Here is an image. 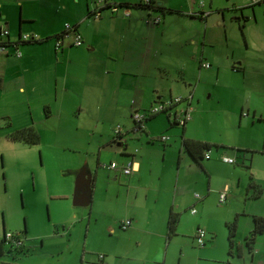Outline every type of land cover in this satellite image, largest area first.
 <instances>
[{"label":"crops","instance_id":"0c3cea01","mask_svg":"<svg viewBox=\"0 0 264 264\" xmlns=\"http://www.w3.org/2000/svg\"><path fill=\"white\" fill-rule=\"evenodd\" d=\"M109 1L138 5L130 6L127 16L122 10L112 12L108 5L95 15L94 10L101 7L98 0H0V43L5 45V50L0 51V102L5 105L2 114L15 129L36 128V122H54V129L44 124L39 131L36 130L65 132L55 142L63 140L65 148L71 151L87 150V147L69 132H77L84 125L93 134L94 129L104 122L116 123L112 130L107 127L106 132L99 128V136L106 134L109 138L112 133L115 141V146L109 145L108 139L98 143L101 146L96 166L107 170L103 193L96 194L97 172L87 178L93 187L89 199L91 209L95 197L98 203L102 201L111 206L104 211L105 205L100 203V212L110 213L106 215V228L114 240L102 253L103 257L98 255L99 262L95 264H128L122 260L157 263L154 260L162 257L160 245L169 246L171 238L178 234L183 216L195 218L196 225L185 232L190 241L201 227L206 230V243L207 238H212L214 227L202 226L195 215L197 211L191 213L190 209L198 205L201 215H205L212 199L218 198L225 185L230 187V200L222 206L215 204L223 209L218 216V226L223 224L226 227V222L237 217L236 231L242 230V222L246 236L253 227V215L264 217V179L257 177L255 165H264V142L238 147L244 149L240 156L244 168H241L237 159L238 148L236 151L233 148L224 150L226 145L197 128V110L191 105V84L193 70H197L199 79V75L212 69L213 57L209 51L214 42L211 17L228 9L235 13L240 11L246 20H262L264 23V0L256 7L253 3L237 4L233 0H224L225 3L209 0L207 7L197 0H150L163 8L147 7L141 0ZM245 7H251V12L244 13ZM156 16L160 18L159 22L152 20ZM66 23L81 34L82 43L74 45L70 34L64 36L62 44L56 47L54 39L64 33ZM5 29L8 32L2 34ZM22 33H35L37 38L21 40ZM246 47H249L247 41ZM17 49L20 55H16ZM256 50L258 55L253 60L240 59L238 66L233 67L241 73L247 89L259 94L264 93V61L260 57L264 50L263 41L258 42ZM202 62H208L209 66L202 65ZM175 96L182 97L176 104L181 105L176 109L190 108V118L184 124L174 122L171 110L161 117L164 125L160 130L149 129L146 122L151 116L145 119L143 130L132 129L133 112ZM257 110V106L249 102L245 116L252 112V121ZM120 122L129 125L125 127ZM117 126L120 127L118 134L115 133ZM168 126L178 127V132L166 133L168 138L161 140L159 136ZM184 137L217 146L204 151L209 157L203 155L200 160H195L183 147ZM129 139H135L138 146L129 149ZM155 140L163 143L162 146L151 144ZM102 147H116L112 149L119 164L133 159V172L126 175L107 167L109 163L100 161ZM159 151L160 157L157 155ZM223 154L233 156L235 162L222 161L220 156ZM250 167L256 175L251 173L247 177L246 168ZM83 169L89 172L85 167L71 171L77 177ZM246 186H257L260 190V193L257 191L258 207L255 211L233 207L235 192H241ZM109 188H112L110 193ZM195 192L200 197H195ZM170 211L179 216L174 232L168 231ZM242 212L248 215L247 220ZM127 218L131 220L130 225L121 228ZM119 229L128 230L123 238L114 232ZM260 245L253 246L251 252L253 257L259 255L258 261L264 263V249Z\"/></svg>","mask_w":264,"mask_h":264},{"label":"rangeland","instance_id":"374dc122","mask_svg":"<svg viewBox=\"0 0 264 264\" xmlns=\"http://www.w3.org/2000/svg\"><path fill=\"white\" fill-rule=\"evenodd\" d=\"M197 1L205 3L204 7L208 6L209 0ZM233 1L237 4L247 2L251 4L250 0ZM215 2L225 3L224 0H215ZM257 4L252 5L256 7ZM245 10L244 13L248 10L251 12V7H245ZM236 12L239 14L225 9L219 15L211 17L210 27L214 42L209 51L213 57L212 69L203 73L202 76L199 75V79L197 70L196 72L193 70L194 77L191 84V105L197 110V114L195 113L198 119L197 128L211 139L226 145L223 149L227 151L237 150L244 144L264 142V93L249 91L241 73L236 72V68L233 67L238 66L237 61L240 59L253 60L258 55L256 46L259 41L264 42V23L262 20L260 22L254 19L246 20L241 16L240 11ZM246 41L249 47H246ZM260 57L264 61V50L261 51ZM249 102L258 108L253 122L250 119L252 112L249 116H245ZM4 109L5 105L1 101L0 238L3 237L4 232L17 234L22 244L16 246L10 241H5L0 264H95L94 262H99L98 255L105 253L114 240L106 228V215L110 213L102 214L100 203L105 205L102 208L104 211L105 209L108 211L111 206H106L102 201L98 203L95 197L91 209L89 199L93 192L92 183L84 184L82 188L88 201L84 204H75L74 200L80 195L82 189H75L76 174L71 170H80L85 167L90 177L97 172L96 194L98 196L103 193L107 170L96 166L98 149L101 146H98V143L100 140L108 139V144L115 146V141H113L112 133L109 138L106 134L99 136V128L106 132L107 127H111L112 130L116 123L109 125L108 122H104L94 129L93 134H90L88 127L84 125L77 132H69L72 135L75 134L76 139L87 147V150L71 151L65 148L63 140L55 142L57 137L61 139L65 132L57 134V132L40 130L38 132L40 140L33 144L11 139L9 135L15 128H12L13 124L9 125L8 118L5 119L6 116L2 114ZM261 114L262 116L259 117ZM164 115H166L165 112H160L149 117L146 122L149 129L160 130L164 125ZM15 119L18 121L17 118ZM44 124L54 129L52 121L36 122V128H42ZM120 124L125 127L129 125L128 122H120ZM178 129L175 126H168V129L166 128L163 132L171 134L178 132ZM85 137L86 141H84ZM128 142L129 149L138 146L135 139H129ZM151 144L162 146L163 143L155 140ZM112 148L116 147L101 148L100 161L104 164L112 160L116 161ZM121 148L123 149V146ZM238 150V165L244 168L240 161L241 151L244 149L238 148ZM212 153H215L214 149ZM160 154L161 151L157 153L159 157ZM255 165L257 177L264 179V165L262 163ZM246 173L247 177L251 173L256 175L252 167L246 168ZM109 186L112 187L111 184ZM111 190L112 188H109V193ZM229 190L228 186L224 203L218 201L219 195L218 198L212 199V205L209 204L205 215H201L198 205L194 207L197 211L195 215L201 225L214 227L211 233L212 238L209 240L207 238L202 246L197 244L195 238L190 241L185 232L196 225L195 218L190 215L183 216L180 227L177 229L178 234L171 238L169 246L160 245L161 259L154 260L157 263L147 262L146 264H264L258 261L259 255L253 257L248 249L245 241L250 230L244 236L246 229L242 222V230L236 231L234 236L233 252L228 253L227 227L223 224L218 226V216L223 209L216 207L215 204L222 206L228 203ZM246 190H249L248 194ZM257 191V186H246V189L241 192H235L233 207L240 210L246 207L247 210L255 211L258 207ZM242 214L247 220L248 215L244 212ZM127 231V229H119L114 232H118L121 235L120 238H123ZM263 244L264 232L256 236L253 246L256 248L260 245L264 249ZM122 261L128 264H141L137 260Z\"/></svg>","mask_w":264,"mask_h":264},{"label":"built area","instance_id":"2783aa9c","mask_svg":"<svg viewBox=\"0 0 264 264\" xmlns=\"http://www.w3.org/2000/svg\"><path fill=\"white\" fill-rule=\"evenodd\" d=\"M143 3H150V0H141ZM260 1L263 0H251V3H258ZM98 2L101 4V7H99L98 10H94V14L99 15L101 13V8H103L104 6H107L111 9V11H118V10H122L124 15H129V8L130 6H126V5H120L119 3L116 2H108V0H98ZM200 4L202 5L203 2H200ZM154 22H159L160 18L158 16L154 17L152 19ZM64 33H61L59 35H57L55 37V45L56 47L60 46L63 42V37L64 36H68L70 34L73 35V44L74 45H79L82 43V37L81 34L74 29V26L71 25L70 23H66L65 24V28H64ZM8 31L2 30V34H6ZM37 38V34L35 33H22L20 35V39L21 40H35ZM5 50V45L0 43V51ZM16 55H20V50H16L15 51ZM202 65L204 66H209L208 62H202ZM182 99L181 96H175L173 98H169L167 100H163V101H156L154 104H151L149 106V108L145 109V110H137L135 112L132 113V120H133V130H143L144 129V121L148 116H153L157 113L160 112H170L171 110H173V120L176 123L179 124H184L189 118H190V108L187 107L186 109H175V105L177 104L178 101H180ZM174 108V109H173ZM120 130V127L117 126L115 128V133L118 134ZM159 138L161 140H165L168 138V136L166 134H161L159 136ZM205 157H209L208 152H204L203 154ZM221 160L227 163H233L235 162V158L231 157V156H227V155H221L220 156ZM135 161L133 159H128L126 162L123 163H118L117 161H111L109 162L108 165H106L107 167L111 168V169H117L119 170L121 173L129 175L133 172V170L135 169ZM227 187L228 185H225L220 193H219V199L218 201L220 203H224L225 199H226V191H227ZM195 197H200V195L198 193H194ZM191 213H195V208H191L190 209ZM131 220L129 218L125 219L120 227L121 228H126L130 225ZM17 234H12L9 232H6L4 237H5V241H10L11 243L15 244L16 246H19L20 244H22V240H20V237H18ZM205 236H206V230L204 228L199 227L197 229L196 232V241L197 244H199L200 246L204 245L205 243ZM99 257H103L102 254H99Z\"/></svg>","mask_w":264,"mask_h":264},{"label":"trees","instance_id":"16d2710c","mask_svg":"<svg viewBox=\"0 0 264 264\" xmlns=\"http://www.w3.org/2000/svg\"><path fill=\"white\" fill-rule=\"evenodd\" d=\"M142 2V1H141ZM120 5L126 6H135L138 4L132 3H119ZM146 4V3H145ZM147 7L150 8H163L159 4L150 3L146 4ZM169 11H173L172 9H168ZM178 11V10H177ZM9 137L14 140L23 141L25 143L33 144L38 143L40 140V136L38 131L33 126H27L19 129H14L11 131ZM211 146H217L216 144L209 143L207 141L193 139V138H183V147L184 149L193 157L195 160H200L203 156V152L208 150ZM260 190H258L259 192ZM178 213L174 211H170L168 216V231L174 232L176 225L178 223ZM227 227V239H228V253L232 254L233 245H234V236L237 230V217H234L231 221L226 222ZM264 231V217L259 215H253V227L250 229L249 234L246 236V244L248 249L252 251L254 241L256 236L259 233ZM6 232L3 233V237L0 238V256L4 254V242ZM17 236V235H16Z\"/></svg>","mask_w":264,"mask_h":264},{"label":"water","instance_id":"95a60500","mask_svg":"<svg viewBox=\"0 0 264 264\" xmlns=\"http://www.w3.org/2000/svg\"><path fill=\"white\" fill-rule=\"evenodd\" d=\"M90 174L86 172L85 169L81 170L76 177L75 187L76 189L82 188L83 184L88 183V177ZM88 201L87 196L84 194L83 189L81 190V195L74 201L75 204H84Z\"/></svg>","mask_w":264,"mask_h":264}]
</instances>
